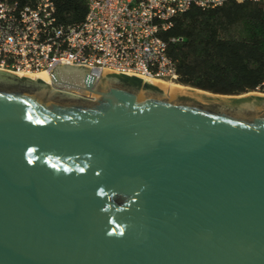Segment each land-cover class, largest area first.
<instances>
[{
	"label": "water",
	"instance_id": "water-1",
	"mask_svg": "<svg viewBox=\"0 0 264 264\" xmlns=\"http://www.w3.org/2000/svg\"><path fill=\"white\" fill-rule=\"evenodd\" d=\"M89 67L0 70V264H264V96Z\"/></svg>",
	"mask_w": 264,
	"mask_h": 264
},
{
	"label": "built area",
	"instance_id": "built-area-1",
	"mask_svg": "<svg viewBox=\"0 0 264 264\" xmlns=\"http://www.w3.org/2000/svg\"><path fill=\"white\" fill-rule=\"evenodd\" d=\"M224 1L86 0L83 19L66 25L57 21L53 0H0V70L49 76L64 62L86 64L96 77L108 71L176 82L174 60L159 32L191 5L206 8ZM249 92L264 96V72Z\"/></svg>",
	"mask_w": 264,
	"mask_h": 264
},
{
	"label": "trees",
	"instance_id": "trees-1",
	"mask_svg": "<svg viewBox=\"0 0 264 264\" xmlns=\"http://www.w3.org/2000/svg\"><path fill=\"white\" fill-rule=\"evenodd\" d=\"M53 2L57 21L66 25L80 22L87 10L86 0ZM159 36L174 60L177 83L237 95L252 91L263 78L264 2L226 0L206 8L191 5L175 15Z\"/></svg>",
	"mask_w": 264,
	"mask_h": 264
},
{
	"label": "bare ground",
	"instance_id": "bare-ground-1",
	"mask_svg": "<svg viewBox=\"0 0 264 264\" xmlns=\"http://www.w3.org/2000/svg\"><path fill=\"white\" fill-rule=\"evenodd\" d=\"M28 76L30 77H40L42 79H44L45 81L49 82L50 79H49V76L47 73L45 72H37V73H31V74H28ZM149 81L151 82H154V83H157V84H161L162 86L166 87L167 89H188V87L185 85H181L179 83H176V82H171V81H167V80H162V79H148ZM256 94V93H254ZM244 94H241L239 96H242Z\"/></svg>",
	"mask_w": 264,
	"mask_h": 264
},
{
	"label": "rangeland",
	"instance_id": "rangeland-1",
	"mask_svg": "<svg viewBox=\"0 0 264 264\" xmlns=\"http://www.w3.org/2000/svg\"><path fill=\"white\" fill-rule=\"evenodd\" d=\"M168 81V80H167ZM172 82V81H171ZM173 82H175V81H173ZM177 83V82H176ZM180 84V83H179ZM181 85H183V84H181ZM185 86V85H184ZM186 86H188V85H186ZM181 90H185V89H181ZM242 94H244V95H246V94H254V93H252V92H246V93H242ZM239 95H241V94H237V95H227V96H223V98H238V97H243L244 95H242V96H239ZM254 95H259V94H254ZM259 96H263V95H259Z\"/></svg>",
	"mask_w": 264,
	"mask_h": 264
}]
</instances>
